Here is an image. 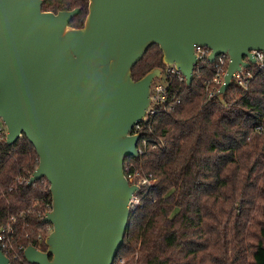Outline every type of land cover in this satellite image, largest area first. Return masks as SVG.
<instances>
[{
	"label": "water",
	"instance_id": "95a60500",
	"mask_svg": "<svg viewBox=\"0 0 264 264\" xmlns=\"http://www.w3.org/2000/svg\"><path fill=\"white\" fill-rule=\"evenodd\" d=\"M43 0H0V117L10 145L26 136L38 156L27 185L45 178L51 230L45 249L27 244L30 264H112L123 242L129 201L138 190L123 169L137 155L129 134L151 104L154 66L133 79L132 68L156 44L189 86L194 44L229 55L232 75L264 50V0H88L80 11L42 9ZM244 56L247 59H244ZM0 264H11L0 246Z\"/></svg>",
	"mask_w": 264,
	"mask_h": 264
},
{
	"label": "trees",
	"instance_id": "16d2710c",
	"mask_svg": "<svg viewBox=\"0 0 264 264\" xmlns=\"http://www.w3.org/2000/svg\"><path fill=\"white\" fill-rule=\"evenodd\" d=\"M75 7L80 11L70 25L80 27L88 0L42 1V9L53 12ZM161 58L159 46L150 45L133 66V79L163 67ZM208 66L189 86L183 83L181 101L158 112L143 131L162 146L147 148L135 165L155 180L130 209L112 264H264V72L251 66L246 88L233 83L222 96L208 97L202 82L211 74ZM37 163L26 136L0 142V225L10 222L24 247L45 249L49 183L24 180ZM3 251L11 264H30L22 249L20 259Z\"/></svg>",
	"mask_w": 264,
	"mask_h": 264
},
{
	"label": "built area",
	"instance_id": "2783aa9c",
	"mask_svg": "<svg viewBox=\"0 0 264 264\" xmlns=\"http://www.w3.org/2000/svg\"><path fill=\"white\" fill-rule=\"evenodd\" d=\"M193 46L197 56V62L193 67L194 75L210 63L208 68L211 74L202 81L206 94L208 97L213 95L222 96L224 93L218 92L220 86L224 83V75L230 60L228 53L220 52L212 60H209L211 49L208 46L200 44H194ZM250 52L254 57V62L236 70L232 75V83L229 87L235 83L238 86L246 88L253 77V71L250 69L251 66H255L257 70L264 72V50L251 49ZM244 59H247V57L244 56ZM183 83H186L185 75L178 67L173 63L164 65L161 77L153 79L150 85L151 104L148 106L145 115L137 120L128 131L129 134L140 133V137L136 142L137 155L127 154L123 160L124 174L128 182L130 184L135 183L138 186V190L130 198V209L142 203V198L146 195L149 187L155 180L151 173L141 172L136 167L135 159L141 156L149 147L162 146L160 142L152 140L148 134H143V131L144 133L150 131V126L158 112H167L173 109L176 103L181 101L179 93ZM256 129L260 130L261 126H256ZM6 133V125L0 117V142L5 141ZM24 180L28 181V178ZM15 219V216L10 217V221H15ZM0 246L2 250L4 248L9 252L13 259H20L19 250H23L24 246L15 240L14 228L10 222L6 225H0Z\"/></svg>",
	"mask_w": 264,
	"mask_h": 264
}]
</instances>
